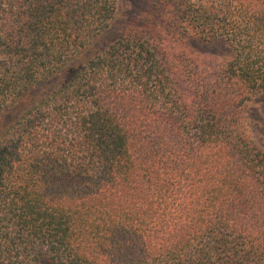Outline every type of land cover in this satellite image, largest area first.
Wrapping results in <instances>:
<instances>
[{"label": "trees", "instance_id": "16d2710c", "mask_svg": "<svg viewBox=\"0 0 264 264\" xmlns=\"http://www.w3.org/2000/svg\"><path fill=\"white\" fill-rule=\"evenodd\" d=\"M257 96L264 0H0V264H264Z\"/></svg>", "mask_w": 264, "mask_h": 264}, {"label": "rangeland", "instance_id": "374dc122", "mask_svg": "<svg viewBox=\"0 0 264 264\" xmlns=\"http://www.w3.org/2000/svg\"><path fill=\"white\" fill-rule=\"evenodd\" d=\"M127 1V0H126ZM137 2L138 0H132ZM196 47L206 52L215 53L220 58H229L226 45L220 42L197 43ZM249 129L258 143L264 148V96L253 98L247 105Z\"/></svg>", "mask_w": 264, "mask_h": 264}]
</instances>
